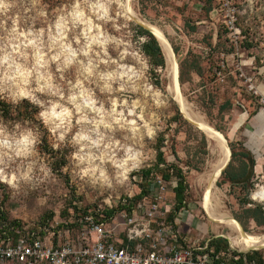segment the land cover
<instances>
[{
    "label": "rangeland",
    "instance_id": "rangeland-1",
    "mask_svg": "<svg viewBox=\"0 0 264 264\" xmlns=\"http://www.w3.org/2000/svg\"><path fill=\"white\" fill-rule=\"evenodd\" d=\"M139 22L165 35L179 77L183 63L179 89L188 104L236 144L234 171L242 165L241 144L253 154L254 175L245 185H232L226 167L216 188L222 211L245 234H264V199L253 197L264 188V0H0V97L34 102L44 124L0 115V225L15 222L57 239L76 230V209L118 212L136 205L142 189L153 200L154 180L146 182L141 171L157 166L159 148L163 171L184 172L185 206L174 229L195 245L220 236L231 250H258L264 258V247L240 244L241 233L205 202L222 149L181 111L167 53L162 48L164 67L149 60ZM45 135L49 150L40 148ZM175 203L167 183L162 219Z\"/></svg>",
    "mask_w": 264,
    "mask_h": 264
},
{
    "label": "built area",
    "instance_id": "built-area-1",
    "mask_svg": "<svg viewBox=\"0 0 264 264\" xmlns=\"http://www.w3.org/2000/svg\"><path fill=\"white\" fill-rule=\"evenodd\" d=\"M233 28V27H232ZM234 32H238L236 29ZM220 75V72L218 73ZM154 180V181H153ZM156 188L153 200L147 197L138 201L131 210L126 208L109 216L105 209H78L72 226L64 235L55 232L49 236L23 228L14 241L10 235L0 237V262L20 264H215L207 251L208 239L203 245L187 236H181L172 224L162 219L161 204L166 180L151 179ZM173 187L177 180H173ZM171 183V182H170ZM168 238L172 243H168ZM190 242V243H189ZM192 242V243H191ZM210 252H213L212 250ZM217 264L231 263L220 259ZM238 260V256H233ZM240 264H257L244 260Z\"/></svg>",
    "mask_w": 264,
    "mask_h": 264
},
{
    "label": "trees",
    "instance_id": "trees-1",
    "mask_svg": "<svg viewBox=\"0 0 264 264\" xmlns=\"http://www.w3.org/2000/svg\"><path fill=\"white\" fill-rule=\"evenodd\" d=\"M46 3H48L50 6H56L59 5L60 3L67 1V0H42ZM138 30L140 34L146 35V41L143 44V52L145 55L149 58V60L156 66L164 67L165 66V56L162 50V46L157 39V37L150 32L149 30L143 28L142 26L138 25ZM198 72V71H197ZM184 65L181 63L180 65V81L184 82ZM40 113V107L35 104L34 102L28 100V99H23L17 103L7 101L3 98L0 97V115L7 121H12V122H21V123H37L40 127L44 126L43 122L38 119V115ZM48 139L47 136L45 135L42 138L41 146L40 148L43 150H49L48 148ZM231 147V160L227 166V168L223 171V176L232 184V185H245L251 177L254 175V167L256 165V160L251 153V151L247 150L243 144H241L242 151H241V156L243 158L241 168L235 172L234 171V162L237 159L238 153L236 152V144L235 143H230ZM158 156H157V166L154 168H149L141 171V176L143 179H145L146 182H149L152 178L155 177H161L166 182L170 183L173 180H177V185L173 187V191L175 193V209L174 212H170L168 217H167V223L174 224L176 212L180 211L184 206H185V198H186V186L184 184V172L180 168H176L177 171L173 175L170 171H163L159 166L161 164L166 163V159L164 158V153L158 148ZM154 170H157L159 173L153 172ZM175 176V177H174ZM176 178V179H175ZM148 191L142 189L141 192L135 197L133 200L140 201L143 199L146 195H148ZM247 203H250V200L247 198L246 199ZM133 204H128V205H122V208H126L127 210H131L133 207ZM77 213L78 209L75 210ZM116 209H107V215L111 216L116 213ZM1 217H3V220H6L1 214ZM169 218V219H168ZM166 220V219H165ZM23 227L19 225L18 223H2L0 225V237H6L7 235H10L14 238V241H16L20 233H18V230H22ZM190 243V242H189ZM192 243V242H191ZM213 252H210V251ZM207 251L210 253V255L214 259V263L217 264L219 261L215 257L216 255H219L220 259H226L224 257V254L228 255L229 252L232 254L231 256H238V260H235L234 258H230V262L232 263H237L240 264L244 260L248 261H255L257 264H264V258L259 255V251L257 250H251L246 253L242 252H236L231 250L229 247V241L228 239L224 237H211L210 241L208 242V247ZM17 263V262H15ZM20 264V263H18Z\"/></svg>",
    "mask_w": 264,
    "mask_h": 264
},
{
    "label": "bare ground",
    "instance_id": "bare-ground-1",
    "mask_svg": "<svg viewBox=\"0 0 264 264\" xmlns=\"http://www.w3.org/2000/svg\"><path fill=\"white\" fill-rule=\"evenodd\" d=\"M130 14L131 16H135L134 12H131ZM146 25L150 29V31L157 37L162 48L167 53V60L170 65V70H171V74H172V78L174 82L172 91L175 95L176 101L178 102L180 106L181 111L188 118L187 119L188 121L194 123L200 130L204 132V134H206V136L210 140H212V142L215 141L222 149L223 156L219 160V162L216 164L212 173L209 175V178L205 185V192L203 196L205 202L209 204L211 208L216 212L218 221L224 223L231 229L241 233L242 238L239 242L240 244H242L246 248L260 249L264 247V234L252 235V236L245 234L239 222L236 221L234 217L222 211L221 206H220L221 198L216 188V181L223 167H225L226 163L228 162L230 158L231 150L229 149L227 145L224 135L221 132L217 131L216 128L212 126L210 123L205 121L199 114H197L192 109V107L188 104V102L185 100L184 96L182 95V92L180 91L179 85H178V72L179 71L177 68L175 55L165 35L162 33V31L158 27H155L154 25H151V24H146ZM253 197L256 199H264V188L255 192Z\"/></svg>",
    "mask_w": 264,
    "mask_h": 264
},
{
    "label": "water",
    "instance_id": "water-1",
    "mask_svg": "<svg viewBox=\"0 0 264 264\" xmlns=\"http://www.w3.org/2000/svg\"><path fill=\"white\" fill-rule=\"evenodd\" d=\"M140 24H141V26H143L144 28H146L147 30H149L150 31V29L147 27V25L145 24V23H143V22H139ZM174 51V50H173ZM178 85H179V72H178ZM192 123V122H191ZM192 124H194V123H192ZM195 125V124H194ZM225 140H226V142H227V145H228V147H229V149L231 150V148H230V145L228 144V141H227V139L225 138ZM231 155H232V152L230 153V158H229V160H228V162L226 163V165H225V167H223V169H222V171L228 166V164H229V162H230V160H231ZM222 171H221V173H222ZM240 224V223H239ZM241 225V224H240ZM242 227V226H241ZM242 230H243V228H242ZM244 231V230H243ZM245 232V231H244Z\"/></svg>",
    "mask_w": 264,
    "mask_h": 264
}]
</instances>
